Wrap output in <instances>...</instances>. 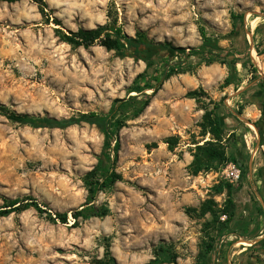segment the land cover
<instances>
[{
    "label": "rangeland",
    "instance_id": "1",
    "mask_svg": "<svg viewBox=\"0 0 264 264\" xmlns=\"http://www.w3.org/2000/svg\"><path fill=\"white\" fill-rule=\"evenodd\" d=\"M231 12L244 16L247 41L243 32L231 38ZM104 24L120 25L131 36L141 29L151 41L187 49L201 47L202 27L221 47H234L237 57L248 51L255 67L201 63L167 79L138 116L129 106L112 112L115 99L154 82L153 75L137 78L146 63L60 38ZM263 49L264 0H0V104L58 119L95 111L123 124L108 141L87 122L34 128L0 113V210L7 212L0 215V264H146L154 258L174 264H264L263 246L250 247L264 237V214L256 216L252 204L244 207L240 212L250 221L241 235L221 219L228 182L222 170L239 148L232 128L246 130L250 174L264 161V106L256 95L264 88ZM182 74H189L193 85L185 84ZM226 77L229 84L223 86ZM182 85L186 92L179 95ZM192 90L196 97L187 96ZM184 98L195 100L199 114L189 123L178 122L173 111ZM213 104L215 112L224 113L222 123L232 126L223 128L227 159L195 175L194 142L210 138L200 135L199 123ZM174 140L171 147L167 141ZM100 161L99 182L106 169L120 179L97 189L90 204L108 206L109 213L74 219L73 212L89 201L87 174ZM26 198L44 212L5 206ZM205 200L215 203L218 221L200 214ZM57 212L67 213V223Z\"/></svg>",
    "mask_w": 264,
    "mask_h": 264
},
{
    "label": "trees",
    "instance_id": "2",
    "mask_svg": "<svg viewBox=\"0 0 264 264\" xmlns=\"http://www.w3.org/2000/svg\"><path fill=\"white\" fill-rule=\"evenodd\" d=\"M6 1L14 2L17 0ZM230 16L232 19V29L230 31L231 38L236 37L241 32H243L246 40V33L249 32V30H245L244 28V16L238 15L234 12H231ZM198 30L202 40V45L198 48L192 47L189 49L183 46H174L169 42L151 41L148 38L146 32L141 29H137L133 36L128 35L120 25L110 26L108 24H104L89 29L79 28L76 31L70 32L69 34L62 33L60 38L75 47L100 45L106 50L114 51V53L120 57L129 56L135 60L144 61L146 63L145 70L139 74L137 78L153 75L154 82L145 85L146 88L151 89V92L145 93L143 91L145 86H138L134 90L137 93L136 95L130 96L129 98L115 99L113 102L114 106L111 110L113 112L116 109L129 106V108L133 111V116H138L149 105L151 98L161 89L163 83L167 79L175 74L188 72L193 66H198L201 63L211 64L213 62L219 61L221 63H228L231 69H234L235 64L238 62L243 64L248 63L251 67H255L248 51L245 56L241 58L237 57L233 53L234 47L223 48L218 44L217 41L211 40L204 28L199 27ZM262 52H264V49ZM158 65H160L159 69ZM228 84L229 80L226 77L223 86H227ZM196 94V90L187 92V96L189 97H196ZM256 95L259 98L260 104L264 106V88H260V90L256 92ZM224 107L226 110L229 108L226 105H224ZM216 108V104H213V109L205 111L202 116V121L199 123V127L201 128L200 135L205 136L209 134L210 138L203 141L202 144H199V142H194L195 146L193 149L191 168L193 174L195 175L202 170H210L214 161L225 162L227 159L222 144L224 131L223 128H231L232 126L222 123L221 115H224V113L215 112L214 109ZM0 113L6 115V117L12 121L29 125L34 128H65L80 122H87L96 125L104 133L105 138L108 141L112 140L114 137H118L119 130L123 125L118 118L111 119L110 115L105 116L95 111L83 113L79 117L58 119L50 116H39L29 113L16 112L14 110L8 109L4 104H0ZM232 129L233 132L230 133V135L234 137V140L239 147L235 150L232 160L240 169V178L237 182V185L229 181L226 183L227 198L223 213L226 215V219L224 220L226 228H230L234 233L241 235L244 229L243 226L248 224L250 221L249 217L244 218L242 212H240L241 210L239 209V199L237 195L239 188L242 187L246 181L249 172L248 155L246 154L247 151L243 142V136L246 130L245 128L241 130L237 128ZM256 129L261 136V128L257 123ZM171 139L172 138H170V140ZM167 142L169 145H171V147H173L175 144V140L173 142ZM117 145L118 144L114 143L115 148ZM240 146L242 148H240ZM103 167V161H100V163H98L95 168L87 174L86 185L89 194V201H87L85 204L86 206H84L82 209L73 212L72 215L74 219H76L79 215L84 216L88 212L95 216H105L109 213L108 206L96 208L93 203L90 204L97 189L109 187L120 179V176L116 172L106 169V173L103 175L101 182H99L98 178L96 177V173L97 171H101ZM258 174L260 179H262L263 190L257 189V192L262 195V191H264V161L258 169ZM28 199H30L28 202H24ZM250 199L251 201L253 200L256 216L263 215V206L259 203V201L255 199L254 195L251 196ZM5 206L13 207L15 209H24L28 206H33L38 211L44 212V210H42V208L39 206L38 202L32 198L10 201ZM199 210L201 215L210 214L214 220L218 221L219 210L215 207L213 200H205L202 202ZM5 213H7L6 210H0V215ZM55 216L61 223H67V213L57 212L55 213ZM221 224L223 225L222 222ZM207 246L208 251L213 247L211 244H208ZM258 246H263L264 250V237L255 242L254 245L252 244L250 247L257 248ZM170 263H174V260L165 261L154 258L153 261L146 264Z\"/></svg>",
    "mask_w": 264,
    "mask_h": 264
},
{
    "label": "crops",
    "instance_id": "3",
    "mask_svg": "<svg viewBox=\"0 0 264 264\" xmlns=\"http://www.w3.org/2000/svg\"><path fill=\"white\" fill-rule=\"evenodd\" d=\"M181 77L183 78V81L185 84H192L194 83V81L190 78L189 74L185 75L182 74ZM182 90H179V95L180 94H185L186 90H183V85L181 86ZM159 97H162V91H160L158 93ZM158 98V97H157ZM185 99V98H184ZM196 103L195 100H192L190 98H186L185 100L181 101V103L177 106L173 107V111H174V115L175 118L178 120V122H185L187 121L189 123V121H193L194 119H197L199 114L197 109H195ZM250 155V154H249ZM251 161H252V157H248V165L249 168L251 165ZM252 169H249V178H246L247 180L244 182L243 186L239 188L237 195H238V199H239V208L240 210H242L244 207H246L247 205H253V200L251 201L250 197L254 195L255 199H257V201H259V203L263 206V210H264V197H263V193L264 191H262V195H260L257 192V189H262V179H259V181H253L252 178L256 179L257 176H259L258 174V170L256 169V167H253V173L250 174V171ZM263 238V236L261 237Z\"/></svg>",
    "mask_w": 264,
    "mask_h": 264
},
{
    "label": "built area",
    "instance_id": "4",
    "mask_svg": "<svg viewBox=\"0 0 264 264\" xmlns=\"http://www.w3.org/2000/svg\"><path fill=\"white\" fill-rule=\"evenodd\" d=\"M222 173H223V177L228 180L229 182L231 183H237L239 181V178H240V169L239 167L237 166L236 163L234 162H230L228 163L222 170ZM221 219L224 220L226 219V215L223 214L221 216ZM171 264H174V263H171Z\"/></svg>",
    "mask_w": 264,
    "mask_h": 264
}]
</instances>
